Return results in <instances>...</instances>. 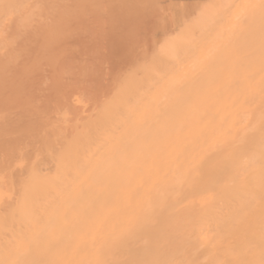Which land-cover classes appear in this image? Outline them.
<instances>
[{"label": "bare ground", "instance_id": "1", "mask_svg": "<svg viewBox=\"0 0 264 264\" xmlns=\"http://www.w3.org/2000/svg\"><path fill=\"white\" fill-rule=\"evenodd\" d=\"M0 264H264V0H0Z\"/></svg>", "mask_w": 264, "mask_h": 264}, {"label": "rangeland", "instance_id": "2", "mask_svg": "<svg viewBox=\"0 0 264 264\" xmlns=\"http://www.w3.org/2000/svg\"><path fill=\"white\" fill-rule=\"evenodd\" d=\"M143 11H144V10H143ZM120 33H123V32H119L118 34H120ZM120 35H121V36H120ZM120 35L117 36V37L114 35V37H115V38H120V39L123 38V37H122L123 34H120ZM114 37H113V38H114ZM115 38H114V39H115ZM112 40H113V39H112ZM115 40H117V39H115Z\"/></svg>", "mask_w": 264, "mask_h": 264}]
</instances>
